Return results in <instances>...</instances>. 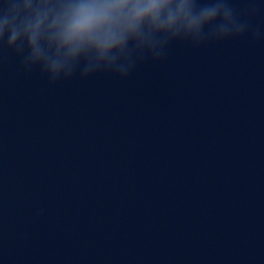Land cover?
Instances as JSON below:
<instances>
[{"label": "water", "instance_id": "1", "mask_svg": "<svg viewBox=\"0 0 264 264\" xmlns=\"http://www.w3.org/2000/svg\"><path fill=\"white\" fill-rule=\"evenodd\" d=\"M0 264H264V41L56 84L0 53Z\"/></svg>", "mask_w": 264, "mask_h": 264}, {"label": "clouds", "instance_id": "2", "mask_svg": "<svg viewBox=\"0 0 264 264\" xmlns=\"http://www.w3.org/2000/svg\"><path fill=\"white\" fill-rule=\"evenodd\" d=\"M262 9L264 0H0V53L51 84L127 79L177 42L264 41V24L254 22Z\"/></svg>", "mask_w": 264, "mask_h": 264}]
</instances>
